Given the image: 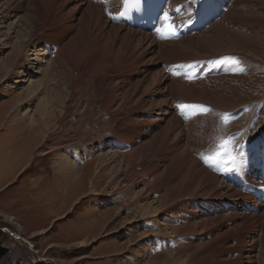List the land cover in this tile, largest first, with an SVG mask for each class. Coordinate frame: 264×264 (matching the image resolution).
Wrapping results in <instances>:
<instances>
[{
	"label": "bare ground",
	"instance_id": "6f19581e",
	"mask_svg": "<svg viewBox=\"0 0 264 264\" xmlns=\"http://www.w3.org/2000/svg\"><path fill=\"white\" fill-rule=\"evenodd\" d=\"M121 1L28 0L16 51L40 47L37 61L46 55L50 62L42 81L23 93L37 99L26 120L40 134L56 110L69 120L49 152L62 150L56 167L75 181L82 180V155L101 152L98 167L115 162V202L122 195L124 209L134 208L126 233L144 230L127 261L140 262L155 245L167 250L169 264H264V203L229 177L258 184L253 145L264 137V0H168L169 19L162 16L152 34L116 23ZM208 7L217 17L191 32L194 11ZM21 8L3 9L1 18ZM169 24L179 39L168 34ZM221 140L231 141L228 153L206 164L202 157L220 151Z\"/></svg>",
	"mask_w": 264,
	"mask_h": 264
},
{
	"label": "rangeland",
	"instance_id": "374dc122",
	"mask_svg": "<svg viewBox=\"0 0 264 264\" xmlns=\"http://www.w3.org/2000/svg\"><path fill=\"white\" fill-rule=\"evenodd\" d=\"M16 4L22 8L15 14H0V264H169L167 250L155 245L141 263L126 260L144 230L126 233L134 208L124 209L122 195L115 202V162L98 167L101 152L82 155L76 166L82 180L75 181L56 167L62 150L49 152L54 134L69 120L56 110L41 134L26 120L37 99H26L23 93L42 81L50 59L44 55L37 61L44 53L40 47L16 51L27 31L28 0H0V12ZM23 57L28 59L27 70H22ZM102 198L108 202L100 205ZM151 229L154 226H147ZM259 249L256 245L252 253Z\"/></svg>",
	"mask_w": 264,
	"mask_h": 264
},
{
	"label": "snow or ice",
	"instance_id": "6c2138e0",
	"mask_svg": "<svg viewBox=\"0 0 264 264\" xmlns=\"http://www.w3.org/2000/svg\"><path fill=\"white\" fill-rule=\"evenodd\" d=\"M129 0H124V3H128ZM148 3V0H135V7L131 10H135V9H143L145 7V5ZM128 14V10L125 11V13H123V15H127ZM163 18L165 19V21H167L169 19L168 14L167 13H163ZM170 36H175V29L174 27L169 24V33ZM191 77H189L190 79ZM179 109H198L201 112H208L209 109L207 107H205L204 105L201 104H179L177 106ZM224 122L227 123L228 122V114L225 113L224 114ZM231 144L230 140H221L219 148L220 151H217L214 155L211 156H204L202 157L203 161L206 164H213L215 161H217L220 157H221V153H228L229 151V145ZM235 160V157H232L231 155L229 156V162H232Z\"/></svg>",
	"mask_w": 264,
	"mask_h": 264
}]
</instances>
